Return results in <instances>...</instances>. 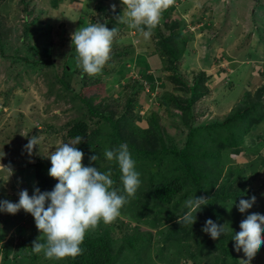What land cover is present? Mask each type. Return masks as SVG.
I'll list each match as a JSON object with an SVG mask.
<instances>
[{"label":"trees","instance_id":"1","mask_svg":"<svg viewBox=\"0 0 264 264\" xmlns=\"http://www.w3.org/2000/svg\"><path fill=\"white\" fill-rule=\"evenodd\" d=\"M19 1L24 6L25 14H39L41 6L39 8L36 0H33L34 4L30 8L28 6L32 0ZM173 9L176 8L170 6L163 12L151 36L152 52L161 58V76L166 84L159 83L166 87L158 97V110L152 107L145 117L141 114V108L149 102L146 99L148 95L141 94L140 98L137 94L141 85L133 84L130 86L131 91L125 94L122 107H117L112 112H103L81 97L86 104L82 118L69 120L65 123L66 127L58 129L57 124L48 123L43 132L48 136L60 137L61 143L57 147L82 136V143L77 145L84 153L82 163L97 167L102 172L111 169L112 179L115 181L113 187L121 192L123 185L119 167L115 161H108L104 153L106 149L118 148L120 144L128 145L136 161L137 171L141 174V186L135 196L130 197L123 206L120 216L112 222L114 229L119 230L121 235L111 229L110 223L100 222L86 233L81 245V255L63 260L47 259L43 252L36 254L32 251L33 241H37L41 235L32 217L30 222L25 220L24 226L31 230L30 242L27 238L18 247L22 255L29 257L25 264H243L234 247V233L239 228L240 219V210L236 205L240 197L253 192L251 183L260 177L256 170L249 175L245 165L230 163V153L248 151L252 148L251 143L258 140V137L254 138V132L264 121V84L256 87L255 91L245 90L226 114L208 120L205 113L210 108L217 107L216 100L208 98L212 90L209 85L211 75L206 73L207 69L191 70L193 75L189 80L186 74L181 73L179 60L186 53L187 40L182 33V22L171 17ZM110 21L106 26L116 29L117 39L115 37L113 55L102 70L104 74L106 70L108 75L111 74L110 71L119 70L122 62L133 60L129 56L133 55L130 52H134L131 42L128 47L121 43V37L126 35L119 26L123 23L118 20L114 27ZM38 24L39 22L26 23L25 30L19 35L22 37L18 38L19 46L12 51L11 57L20 56L16 51L22 47V53L35 58L34 65L39 64L42 72L48 73L46 77L50 75V80L56 82L59 93L65 95L67 92H74L72 88L69 90L73 77H79L81 88L96 83L90 81L92 76L80 72L82 69L78 66L77 59L73 61L74 53V57L68 56L72 55L69 38L66 40L67 44L64 41L62 43L58 33L51 34L52 28L36 32ZM7 28L5 24L0 27V36ZM34 33L37 41L42 33L45 40L31 46L28 37ZM52 38L58 40L53 41ZM6 48L5 46L3 49ZM150 52L140 50L137 55L141 53V59L134 61L146 62V56ZM39 55L42 57H38ZM45 67L48 68L43 71ZM84 74L88 76L87 81L83 79ZM85 116L97 118L98 121H94L97 126L93 130L85 121ZM202 116L207 120H200ZM141 118H145L147 127L139 124ZM105 123L110 125V131L102 136L101 128ZM58 124L62 125L63 122ZM169 128L174 133H170ZM35 150H38L37 146H34L31 154L26 149L25 154L28 157L35 156L32 166L36 187L41 192L51 191L58 182L48 175L51 162L47 157L51 151L39 150L41 153L34 155ZM93 155L97 156L96 161L90 160ZM4 182L0 178V193L6 192L14 198L16 195L6 191L7 184ZM195 196L208 198L209 204L196 213L197 219L191 229L190 226H182L177 216L187 211L186 201ZM208 218L218 225H224V233L217 240L201 231ZM131 224H134L132 230ZM20 228L21 226L18 231ZM40 239L44 242V237ZM28 242L30 249L25 252ZM7 252L6 249L3 251L1 264H5ZM120 255H123L122 261H119Z\"/></svg>","mask_w":264,"mask_h":264},{"label":"rangeland","instance_id":"2","mask_svg":"<svg viewBox=\"0 0 264 264\" xmlns=\"http://www.w3.org/2000/svg\"><path fill=\"white\" fill-rule=\"evenodd\" d=\"M36 1L39 2L41 10L37 16H34L23 12L24 6L19 3V0H0V27L3 24L8 27L0 36V178L7 184L6 191L11 195H16V198H13L8 196L6 192L0 193V200L6 199L12 202H18L20 191L27 189L29 195H32L36 187L32 166L35 162L31 161L32 159L35 160V156L28 157L25 154L26 148L24 146L30 140L29 138L34 137L37 141L38 150L34 151V155L41 153L40 151H54L61 143V139L43 133L46 124L55 123L58 129L59 127H66L69 120L82 118L86 111V104L81 97L103 112H112L115 108L122 107L126 92L131 89L130 86L133 84L141 85L137 95H140V98L141 94L148 95L146 99L151 102L141 108V114L145 117L152 107L158 110V97L166 87L163 76H161L163 69L161 68L163 67L161 58L157 55L160 64L158 68L149 67L148 64V66L141 65L134 61L141 59V53L137 55L139 50L133 48L134 52H130L133 55L129 56L133 60L119 64V70L110 71V75L106 74V70L105 74L102 71L103 74L92 76L90 79L96 83L85 85L87 87L82 86V88L79 77L76 76L75 79L73 77L72 81L70 80L71 87L69 90L72 88L74 92H70L71 94L67 92L66 95L59 93L60 90L57 89L56 82L50 80V75L46 77L48 73L44 74L39 64L34 65L33 59L35 58L27 57V53H22V47L21 50L16 51L20 56L11 57L12 51L19 46L18 38L22 37L19 35H22V31L25 30L26 23L39 22L38 25L42 29L38 28L37 25L36 32L40 33L52 28L51 34L58 33L62 43L64 41L67 44L68 41L66 40L69 38V43L72 45L70 51L72 55L68 56L74 57V53L73 61H75V47L70 41L72 33L81 26L96 23V21L107 24V20L117 18L115 10L121 11L116 19V22L120 21L119 16L123 15L125 5H121L119 2L111 4L110 0H72V4L69 2L70 0H57V3L56 0ZM36 1L34 0V2ZM34 2L33 0L30 1L28 7L33 6ZM113 5H115V9H113ZM171 6L175 8L178 6L182 11L184 8L187 9L186 20L182 23V27L186 33L191 35L193 40L197 41L201 35V29H203L201 28V21L205 24L203 25V34L216 33L212 39L210 35L203 42L200 40L198 46L194 41L195 47H192L191 41L186 37L187 50L179 60L181 73L186 74L189 80L193 75L191 70L207 69L206 73L211 75L209 85L212 90L208 98L216 100L217 108H210L205 113L208 120L215 115L221 116L223 112H228L243 94L241 90L251 89L250 87H243L249 76H253L256 82L260 81L258 86L264 84V76L262 75L264 74V0H173ZM173 16L176 17L175 13ZM62 22L64 23L62 27L58 26ZM119 26L124 29L126 34L121 37L122 44L128 47L131 40L137 49L143 46H152V38L145 40L138 29L129 28L125 23ZM35 36L34 33L28 37L31 46L45 40L43 33L38 37V41ZM115 37L117 39V36ZM54 40H58V38H54ZM5 46L7 48L3 49ZM147 51L151 50L148 49ZM218 56H220L219 60ZM21 57L26 60L19 59ZM38 57L42 56L39 55ZM231 61H240L242 64L237 70L230 67L233 71L229 73V79L227 77L220 78L218 76L220 73L226 76L225 73L230 69L227 63H231ZM108 66L112 67L110 64ZM47 68H43V71ZM214 72L215 75L217 74L216 76ZM86 77L88 76L84 74L83 79L86 80ZM162 82L165 85L159 84ZM253 90L255 91V88ZM205 117H200V120H207ZM84 118L91 130L97 126L94 123L97 118L93 119L91 116ZM172 119L175 120V118ZM108 121L111 123L110 119ZM60 122L63 124H58ZM139 124L143 127L148 125L145 118H141ZM108 125L105 123L103 129L101 128L100 135H107L110 131V125ZM168 130L170 133H174L173 129L169 128ZM254 136V138L258 137V140L251 143L252 148L248 151L238 150V153H230V163H241L247 167L249 175L256 170L257 176L260 177H256L257 180L251 183L256 198L243 211L240 210V218L246 215L250 209L264 211V195H261L264 193V121L256 128ZM14 188L16 190H13ZM31 218L32 215L23 209L15 215L0 213V264L5 249L8 251L5 264H25L27 259L29 260V257L26 258L27 256L19 252L18 247L27 238L30 242L31 230L24 226L25 220L30 222ZM109 225L113 231H116L117 235H121L119 230L114 229L112 222ZM133 225L131 224V230ZM20 226V231H18ZM262 235H264V229H262ZM29 242L25 252L30 249ZM235 252L241 260H245V264H264V243L251 258L245 257L242 248L235 247ZM122 257L123 255H120L119 261H122Z\"/></svg>","mask_w":264,"mask_h":264},{"label":"clouds","instance_id":"3","mask_svg":"<svg viewBox=\"0 0 264 264\" xmlns=\"http://www.w3.org/2000/svg\"><path fill=\"white\" fill-rule=\"evenodd\" d=\"M121 3L125 8L123 15L119 16L120 21L129 28L138 29L144 39L149 40L152 30L173 0H121ZM182 33L185 34L184 31ZM115 36V28L109 29L100 22L81 26L72 33L77 64L84 73L96 76L102 72L111 58ZM82 141L83 137L77 136L72 142L56 147L47 157L51 162L48 175L58 181L51 191L41 192L35 187L32 195L27 189L20 191L18 202L0 200V213L15 215L23 209L32 215L41 233L38 240L33 241L32 251L36 254L43 252L47 259L63 260L81 255L86 233L100 222L109 224L119 217L123 206L141 186V174L137 171L136 161L127 144L106 149L104 153L108 161H115L119 167L123 185L121 192L113 187L115 181L111 169L102 172L97 167L82 163L84 153L77 147ZM36 145L37 141L33 137L24 147L31 154ZM90 160L96 161L97 156L93 155ZM31 161L34 162L33 159ZM255 198V192L243 195L236 206L243 211ZM208 201L204 196L188 199L185 205L187 211L177 216L178 222L192 229L197 219L196 213L208 205ZM239 224L234 233V247L242 248L245 257L251 258L264 243V211L250 209L240 218ZM201 231L217 240L224 233V225H218L208 218ZM41 237H44V242H41ZM241 261L245 264V260Z\"/></svg>","mask_w":264,"mask_h":264},{"label":"crops","instance_id":"4","mask_svg":"<svg viewBox=\"0 0 264 264\" xmlns=\"http://www.w3.org/2000/svg\"><path fill=\"white\" fill-rule=\"evenodd\" d=\"M78 1H84V0H78ZM103 1H106V0H103ZM71 4L73 3L72 2V0H70L69 1ZM110 2H111V4H113V3H116V2H119V3H121V0H110ZM184 2V1H183ZM121 5H123L122 3H121ZM124 6V5H123ZM186 10L187 9H185L184 8V10L182 11V10H180V8L177 6L176 7V9H173V11H172V13H171V17L172 18H174V16H173V13H175V18L176 19H179L182 23H184L185 22V20H186V18H185V13H186ZM115 14L117 15V18H118V15H119V13L121 12V11H118V10H115ZM105 16V15H104ZM116 17H114L111 21H110V23H111V25L112 26H116V24H115V22H116V19H117ZM196 20V19H195ZM92 22H93V20H91ZM201 21V20H200ZM202 22V27L201 28H203V29H201V35L198 37V40L196 41V40H193L192 39V37H191V35L189 34V33H186V31H184V27H182L181 29H182V32L184 31L185 32V34H183V35H185V38L187 37L190 41H191V44H192V47H195V44H194V41H196V45L198 46L199 45V43H200V40H201V42H203L205 39H207L210 35H206V34H203V31H204V27H203V25H205L204 23H203V21H201ZM218 22H220V21H218ZM96 23H97V21H96ZM61 24H64L63 22L62 23H60L59 25H61ZM107 24H108V20H107ZM126 24V23H125ZM58 25V26H59ZM114 26V27H115ZM128 26V25H127ZM122 29V28H121ZM122 31L125 33V31H124V29H122ZM216 36V33H214V35H211V39L212 38H214ZM127 37H129V36H127ZM123 41H122V39H121V43H122ZM131 42V40L129 41V43ZM131 44H132V46H133V48H135L136 50H139V52H140V50H141V52H145V51H147L148 49H150L151 50V52L150 53H148L147 54V58H146V62L144 61V63L142 62H139L141 65L142 64H144V65H146V66H148L149 65V67H152V66H154V67H157L158 68V65H160L159 64V61H158V56H157V54L153 51L152 52V50H153V45L152 46H149V47H147V46H143V47H141L140 49H137L136 48V46L131 42ZM123 45V44H122ZM136 52V51H135ZM148 52V51H147ZM135 55V54H134ZM148 64V65H147ZM210 65L212 64L211 62L209 63ZM228 64H229V68L230 67H232L233 69H235V70H237L238 68H239V65L240 64H242V62H238V61H231V63H229L228 62ZM210 67V66H209ZM232 68H230L229 69V72H227V73H225V71H224V73L226 74V76L225 75H223L222 73H220L218 76H220V78H225V77H227L228 79H229V73H231L232 71H233V69ZM226 71H227V69H226ZM217 72V71H216ZM214 75H215V72H214ZM217 75V74H216ZM215 75V76H216ZM251 81H253L252 82V84H250L251 83ZM254 83V84H253ZM260 83V81L258 80V82H256L255 81V78H253V76L252 77H250L249 76V78H248V81L244 84V88L245 87H250L251 89L250 90H253L254 88H256L257 86H258V84ZM256 84V85H255ZM245 91L244 89L243 90H241V93H243V92ZM241 96V95H240ZM238 99V98H237ZM215 108H217V107H215ZM227 112H223L222 114H226ZM215 116H218V115H215ZM214 117V116H213Z\"/></svg>","mask_w":264,"mask_h":264}]
</instances>
